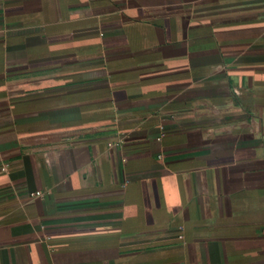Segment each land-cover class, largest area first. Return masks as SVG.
Instances as JSON below:
<instances>
[{
	"label": "crops",
	"instance_id": "0c3cea01",
	"mask_svg": "<svg viewBox=\"0 0 264 264\" xmlns=\"http://www.w3.org/2000/svg\"><path fill=\"white\" fill-rule=\"evenodd\" d=\"M0 264H264V0H0Z\"/></svg>",
	"mask_w": 264,
	"mask_h": 264
},
{
	"label": "built area",
	"instance_id": "2783aa9c",
	"mask_svg": "<svg viewBox=\"0 0 264 264\" xmlns=\"http://www.w3.org/2000/svg\"><path fill=\"white\" fill-rule=\"evenodd\" d=\"M38 193V192H37Z\"/></svg>",
	"mask_w": 264,
	"mask_h": 264
}]
</instances>
